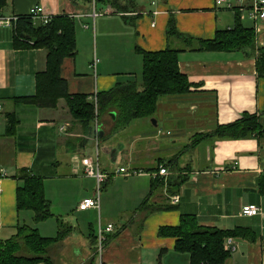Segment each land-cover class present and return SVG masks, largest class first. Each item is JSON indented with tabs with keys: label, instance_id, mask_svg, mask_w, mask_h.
Returning a JSON list of instances; mask_svg holds the SVG:
<instances>
[{
	"label": "crops",
	"instance_id": "obj_1",
	"mask_svg": "<svg viewBox=\"0 0 264 264\" xmlns=\"http://www.w3.org/2000/svg\"><path fill=\"white\" fill-rule=\"evenodd\" d=\"M223 1L158 0L153 5L150 0H134L135 11L125 14L98 2L97 9L105 13L94 19L89 14L93 4L88 0H5L0 7L4 16L29 15L34 6L43 5L54 16L73 17L77 53L66 57L61 69L71 94H88L93 101L95 93L108 91L119 82L134 80L141 85L143 57L137 47L146 51L168 46L182 49L180 69L199 86L186 94L162 97L153 117L135 119L117 130L116 112L108 111L95 119L94 135H87L64 98L56 108L21 99L36 93V76L46 70L48 51L16 48L15 28L1 26L0 171L5 170L6 176L0 191V239L11 238L21 225L34 227L30 224L35 221L34 212L19 211L17 206V189L24 184L18 174L25 168L42 179L52 212L48 220L56 219L42 232L36 227L39 232L48 237L57 231L56 236L61 223L71 228L69 236L50 247L53 264H190V254L175 249V237L158 233L162 226L178 225L182 214L195 215L203 226L254 230L255 241L230 237L231 254L222 264H264V191L260 188L264 136L213 141L206 135L218 124L232 123L247 112L261 115L264 121V79L257 75L256 57L248 56L250 49L192 50L180 39L167 37L171 19L180 33L194 41L212 39L217 30L233 28L238 21L236 8L226 4L239 6V2ZM239 11L240 22L254 27L257 45L264 46V19L255 21L247 10ZM33 22L43 23L40 18ZM93 37L94 49L89 45L87 57L79 60L81 43L86 45ZM13 112L19 123L10 133L8 113ZM97 152L100 168L109 178L101 187L100 207L81 210V200L93 195V183L87 188L90 176L80 159L95 157ZM160 165L170 174L154 177ZM123 166L139 173L134 174L131 190L120 197L114 186L116 178L130 177L118 173ZM145 202L171 208L150 212L142 208ZM246 204L261 206V213L242 215ZM88 210L98 213L99 226L113 224V230L105 232L100 253L99 227L92 225L91 234L85 235L71 216L72 211Z\"/></svg>",
	"mask_w": 264,
	"mask_h": 264
},
{
	"label": "trees",
	"instance_id": "obj_2",
	"mask_svg": "<svg viewBox=\"0 0 264 264\" xmlns=\"http://www.w3.org/2000/svg\"><path fill=\"white\" fill-rule=\"evenodd\" d=\"M89 2L92 0H88ZM112 6L115 11L128 13L135 11L134 0H95ZM5 0H0V7ZM237 24L231 29L217 30L212 39H197L180 33L174 19L168 24V39L178 38L192 50L235 51L250 49L248 56L256 57L257 75L264 79V46L257 45L254 27H245L240 22L241 12L236 8ZM194 41V42H193ZM193 43V45H192ZM194 43L198 46L193 47ZM14 46L16 48H45L47 67L37 73L36 93L21 99L39 107L56 108L60 98H64L70 113L84 128L87 135L95 133L94 121L108 111L116 112L115 129L125 127L138 118L153 117L158 102L164 96L189 93L199 86L191 82L179 66L180 48L168 46L163 50L146 51L137 47L143 57L142 84L130 80L117 83L112 89L97 93L98 113L88 94L68 91V84L62 77L61 69L66 57L77 53L75 20L68 14L55 15L47 24L35 25L29 15H21L15 26ZM261 115L244 113L232 123L218 124L215 130L206 134L213 141L257 138L264 136V121ZM19 120L15 113H8V131L15 132ZM172 161L170 162V164ZM159 166V170L160 167ZM24 184L17 189L19 211L31 210L36 222L52 216L50 201L45 195L41 178L33 176L27 169L18 174ZM180 184V183H178ZM260 188L264 191V175L260 178ZM142 208L150 212L170 209L171 206H148ZM146 206V207H145ZM71 229L60 224L55 237L43 236L36 227L21 225L17 233L9 239H0V264H53L49 256L50 247L69 236ZM160 236L176 238L175 249L190 254V264H222L231 251L225 247L228 237H242L255 241L254 230L238 226L234 229H220L200 225L192 214H182L176 226H162ZM91 264V263H90Z\"/></svg>",
	"mask_w": 264,
	"mask_h": 264
},
{
	"label": "built area",
	"instance_id": "obj_3",
	"mask_svg": "<svg viewBox=\"0 0 264 264\" xmlns=\"http://www.w3.org/2000/svg\"><path fill=\"white\" fill-rule=\"evenodd\" d=\"M153 5H156L158 0H150ZM223 0H217V4H223ZM239 6H236L232 3H227L228 8H239L243 10H247L250 14V17L257 21L258 19H264V0H238ZM92 11L89 13L94 19L98 16L103 15L105 12L97 9L96 1L92 0ZM236 6V7H235ZM29 16L34 20L36 18H40L44 24H47L52 20L54 15L47 12L46 8L43 5H36L32 8ZM17 16H4L0 14V27H12L15 28L16 23L18 21ZM96 62L94 63V65ZM93 101L95 103L96 109L98 108V98L97 93H95L93 97ZM1 109V107H0ZM80 164L82 165V169L85 174L92 176L96 180V190L97 195L93 197H86L79 203V208L81 210H86L89 208H99L100 207V191L102 184L108 180L109 173L102 171L99 164V156L98 152L95 157H84L80 159ZM118 173H122L125 176H131L139 173L136 170L128 169L127 167H120L118 169ZM158 174L161 175H169L170 170L166 166H161L158 173H153L154 177H157ZM6 176V171H0V191L2 189V180ZM174 201H178V196H174ZM261 213V206L257 204H246L242 207L241 214L246 216H256ZM113 230V224H108L105 228L103 226H99L98 237H99V253L103 250V243L106 239L105 232H111ZM227 247L230 248L229 245L232 243V239L229 237L226 239ZM98 264H103L100 261Z\"/></svg>",
	"mask_w": 264,
	"mask_h": 264
},
{
	"label": "rangeland",
	"instance_id": "obj_4",
	"mask_svg": "<svg viewBox=\"0 0 264 264\" xmlns=\"http://www.w3.org/2000/svg\"><path fill=\"white\" fill-rule=\"evenodd\" d=\"M93 24H92V22H90L91 28L93 27ZM78 25H79V21L77 22V27H78ZM89 45H91V49L93 50L94 49V45H95L94 37L92 38L91 41L89 40L86 45H82V43H81V45H80L81 51L78 54V59L79 60L80 59H85L87 57L88 50H90ZM100 47H101V44H100V36H99L98 37V49H100ZM93 142L95 143V141H93ZM200 147H202V146H200ZM118 165H120V163L117 164V166ZM125 167H127V166H125ZM90 177L88 178L89 185L87 186V188H90V185H92V183H93V195H94V191H95V188H96V180H95V178H92V176H90ZM126 178H128V179H126ZM135 180H136V176L135 175L134 176H130V177L120 176L119 178H116V182L117 181L118 182L114 186H116V191H117L118 196L121 197L128 190H131V184ZM75 190H77V189H75ZM104 193H105V191H103L102 199L104 197ZM113 206H114V203H113ZM71 213H72L71 216H74L75 217L74 218L75 219V223L79 226V228L82 230V232L85 235H90L91 234V227H92V225H94V227H96L98 229V227H99V222H98L99 219H98V213L97 212L95 214H93L92 213V210H88V211H83V212H80V211H72ZM77 221H78V223H77ZM49 222H56V219L55 218H50L49 220L47 219L46 222L40 223V224L38 222L33 221L30 224L33 225L34 227H38V228L40 226V229H41V232H42V228L46 224H48ZM79 223L81 224V226L79 225ZM56 232L57 231L53 232L54 233L53 234L54 236H55ZM54 236H48V237H54ZM90 263L91 262H89L87 264H90Z\"/></svg>",
	"mask_w": 264,
	"mask_h": 264
},
{
	"label": "water",
	"instance_id": "obj_5",
	"mask_svg": "<svg viewBox=\"0 0 264 264\" xmlns=\"http://www.w3.org/2000/svg\"><path fill=\"white\" fill-rule=\"evenodd\" d=\"M155 124H157V121L155 119L152 120ZM100 132V135H102V131H99Z\"/></svg>",
	"mask_w": 264,
	"mask_h": 264
}]
</instances>
